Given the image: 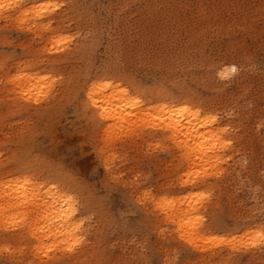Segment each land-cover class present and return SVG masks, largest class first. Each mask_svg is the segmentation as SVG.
I'll use <instances>...</instances> for the list:
<instances>
[{
  "label": "rangeland",
  "instance_id": "374dc122",
  "mask_svg": "<svg viewBox=\"0 0 264 264\" xmlns=\"http://www.w3.org/2000/svg\"><path fill=\"white\" fill-rule=\"evenodd\" d=\"M15 1L0 2V188L37 187L26 217L8 215L28 220L20 244L0 228V264H74L58 259L78 252L76 264H264V0H17L19 13ZM106 79L143 100L138 112L182 90L213 108L229 144L208 187L183 184L196 169L178 164L152 114L94 118L88 92H110ZM48 194L76 209L75 236L46 230ZM186 194L211 201L191 215L207 229L195 248L163 211Z\"/></svg>",
  "mask_w": 264,
  "mask_h": 264
},
{
  "label": "bare ground",
  "instance_id": "6f19581e",
  "mask_svg": "<svg viewBox=\"0 0 264 264\" xmlns=\"http://www.w3.org/2000/svg\"><path fill=\"white\" fill-rule=\"evenodd\" d=\"M4 1V0H3ZM7 1V0H6ZM1 2V0H0ZM17 2L16 5L14 4V10L17 11L16 9H20L19 4L21 3L20 1L18 2L17 0L15 1ZM5 4V3H3ZM8 5H10L8 3ZM22 5V4H21ZM6 6V5H5ZM1 7V6H0ZM2 8V7H1ZM41 9V8H40ZM39 10V9H37ZM21 12V10H20ZM35 12V11H34ZM38 12V11H37ZM43 12V11H41ZM17 13H19V10L17 11ZM22 13V12H21ZM24 13V11H23ZM44 13V12H43ZM35 14V13H34ZM8 15V13H7ZM27 15V14H26ZM39 15V13H38ZM43 14L40 13L39 16H42ZM9 16V15H8ZM26 17V16H25ZM60 58V56H59ZM60 61V60H59ZM234 67H232L231 69L227 68H222L221 72H219L218 75L220 76H225L228 73H230V71H232ZM215 77V76H214ZM23 79V78H22ZM107 80V79H106ZM27 81V80H26ZM40 81V80H39ZM25 82V80H24ZM101 82V81H100ZM242 82V81H241ZM40 83V82H39ZM103 86L101 83H98L100 86H102L103 88L101 89H106L108 88L110 90V92L108 91V93L105 91V95H103V92H101V94L99 95L96 94L95 92H99V88L98 85L95 86L93 85L92 88L90 89V91L88 92V98H89V102H88V109H91V112L93 113L92 115L94 116V118H96L98 121H100L101 123L104 124V122H106L109 119H115L116 117H122V119L124 118L125 123L130 122V117H134V119L137 116H129L127 115L126 119L125 115L127 114V112L130 113L129 114H133V112L135 111L134 109H136L137 111V107L140 106L141 102L143 100H138L137 97L132 95V92L130 91V89L128 87H123L122 84H114V81L112 80H107L106 82H102ZM172 83V82H171ZM42 85V84H40ZM39 85V87H40ZM31 88V87H30ZM97 88V90H96ZM174 88V87H173ZM100 89V90H101ZM175 89V88H174ZM180 89V87L178 88ZM182 89V88H181ZM50 90V89H49ZM163 90V88H162ZM173 90V89H172ZM176 90V89H175ZM25 91V90H24ZM102 91V90H101ZM183 91V90H182ZM182 91H171L170 92V97L169 99H163V98H157L156 99V106L157 108H155L153 106V108H147L149 110H146L148 113L152 114L153 117L148 116L151 118L148 120L149 123L151 124V128H154L158 131V133L163 136L162 138L164 139H168L169 142L171 143V148L173 150L174 155L176 156V161L178 162V164L183 163V169L188 166H191L194 170L196 169L195 175L192 177L191 175L188 177V179L184 180L183 178L181 180H184L183 184L188 183L190 180H197L198 178L202 177L203 180H201L204 183V186H202L203 188H206L207 186V180L205 181L204 179L212 177L211 175L209 176V173L213 172L215 170V168L217 167L218 163L222 160V156L220 154V151H222L225 147L228 146V142H226L225 137L223 136L227 130H229V128L227 129L226 124L224 123V120H221V117H219V115L216 116V114L214 112H212L211 110H208L210 108L206 109V107H204V105H202L199 101H194L192 100V98L190 99V92L187 94H182ZM161 92V91H159ZM164 92V91H162ZM182 92V93H180ZM186 92V91H184ZM28 93V92H26ZM34 93V92H32ZM157 93V92H155ZM168 93V92H167ZM35 94V93H34ZM37 94V93H36ZM163 94V93H161ZM258 95V94H257ZM159 97V95H156V97ZM192 96V94H191ZM194 96V95H193ZM221 96V95H220ZM195 97V96H194ZM196 99V98H195ZM198 99V98H197ZM200 99V98H199ZM198 99V100H199ZM257 101V100H256ZM202 102V101H201ZM207 103V102H206ZM143 104V103H142ZM100 105L102 106V108L100 107ZM144 105V104H143ZM214 105V104H213ZM258 106V103L256 104ZM255 105V106H256ZM216 106V104H215ZM243 106V105H241ZM240 106V107H241ZM263 106V105H262ZM100 107V108H99ZM136 107V108H135ZM144 107V106H143ZM148 107V105H147ZM140 108V107H139ZM215 108V107H214ZM155 109V110H154ZM157 109V110H156ZM240 109V108H239ZM243 109V108H242ZM255 109V107H254ZM111 110V111H110ZM139 110V109H138ZM222 110V109H221ZM133 111V112H132ZM135 111V112H136ZM142 111H145V109H143ZM141 110L138 112H134L135 115H139L140 117L136 118V121L134 120V122H139L140 118H144L145 114L148 113H143ZM216 111V108H215ZM143 114H141V113ZM261 115H262V108L260 111ZM126 113V114H125ZM154 113V114H153ZM156 113V114H155ZM133 114V115H134ZM124 115V116H123ZM142 115V116H141ZM149 115V114H148ZM157 117H156V116ZM255 115H258L255 114ZM154 116L156 118L159 119V121L154 120ZM222 116V115H221ZM147 117V116H146ZM242 117V115H241ZM95 119V120H96ZM121 119V120H122ZM138 119V120H137ZM145 119V118H144ZM220 119V120H219ZM118 120V119H117ZM143 119H141L142 121ZM146 120V119H145ZM146 120V121H147ZM97 121V122H98ZM123 121V120H122ZM121 121L122 125H125L123 122ZM144 121V120H143ZM98 122V123H100ZM116 122V121H115ZM114 122V124H115ZM119 122V120H118ZM133 122V121H132ZM113 123V122H112ZM146 123V122H145ZM107 124V123H106ZM110 124V123H109ZM113 124V125H114ZM134 124V123H133ZM143 124V122H142ZM111 126H107V127H111V129L116 128V126L113 127L112 124H110ZM131 125V124H129ZM138 125V124H137ZM140 125V124H139ZM133 126V125H131ZM144 126V125H143ZM137 127V126H136ZM125 128V127H124ZM131 128V127H130ZM133 128V127H132ZM135 128V127H134ZM231 128V127H230ZM108 129V128H107ZM112 129V130H113ZM122 129V128H121ZM120 129V130H121ZM129 130V128H127ZM126 129V130H127ZM117 130V129H114ZM123 130V129H122ZM121 130V133H122ZM110 130H108L109 132ZM156 131V132H157ZM115 132V131H114ZM126 132V131H125ZM124 132V133H125ZM155 132V131H154ZM228 132V131H227ZM117 133V132H116ZM111 134V131L110 133ZM113 134V132H112ZM111 134V135H112ZM114 135V134H113ZM252 135V134H251ZM257 136V135H256ZM255 136V137H256ZM113 137V136H112ZM229 141V140H228ZM231 144V143H230ZM244 144V143H243ZM251 144V143H250ZM257 147L260 145H256ZM238 147H240L238 145ZM261 150H264L263 148ZM251 149V148H250ZM258 148H256L255 150H257ZM225 150V149H224ZM232 150V149H231ZM248 151V150H247ZM259 149L258 152L260 153ZM171 152V151H170ZM226 152V151H225ZM230 152V151H229ZM233 152V151H232ZM252 153V152H251ZM262 153V152H261ZM224 154V153H222ZM229 154V153H228ZM231 154V153H230ZM172 155V154H171ZM254 155V154H252ZM263 155V154H262ZM255 156V155H254ZM230 157V156H229ZM172 158V157H171ZM226 158V157H225ZM225 158L223 162H225ZM227 159V158H226ZM260 159V158H259ZM239 160V159H238ZM172 161V160H171ZM181 161V162H180ZM235 161V160H234ZM241 161V160H240ZM264 161V160H263ZM242 162V161H241ZM173 163V161H172ZM240 163V162H239ZM174 164V163H173ZM187 165V166H186ZM220 165V163H219ZM236 165H237V161H236ZM243 165V164H242ZM185 166V167H184ZM240 166V164H239ZM175 167V166H173ZM178 167V166H177ZM190 167V168H191ZM221 167V165H220ZM224 167V166H223ZM185 168V169H186ZM190 168L187 170H190ZM191 168V169H192ZM225 168V167H224ZM237 168V167H236ZM226 169V168H225ZM177 170V169H176ZM216 170H218V168H216ZM220 170V169H219ZM236 170V169H235ZM183 171V170H182ZM225 171V170H224ZM232 171H233V167H232ZM175 172V171H174ZM190 172V171H188ZM215 172V171H214ZM222 172V171H221ZM178 173V171H177ZM186 173V170L184 172V174ZM190 173V174H192ZM217 173H219L217 171ZM216 173V175H217ZM229 173V172H228ZM189 174V173H188ZM187 174V175H188ZM213 174V173H212ZM236 174H237V170H236ZM26 174H23V177H28L25 176ZM209 177H206V176ZM214 176V174H213ZM20 177V176H19ZM182 177V176H181ZM201 178V179H202ZM18 179V178H17ZM23 179V178H22ZM21 179V181H23ZM236 179V178H235ZM199 180V179H198ZM209 180V179H208ZM232 180V179H231ZM234 180V179H233ZM28 181V180H27ZM16 182V181H15ZM191 182V181H190ZM189 182V183H190ZM196 182V181H194ZM29 183V182H28ZM32 183V182H31ZM28 184V185H32V184ZM36 184V182H33ZM197 183H199L197 181ZM209 183V182H208ZM226 183V182H225ZM14 184V183H12ZM19 184V183H18ZM17 187H11V183L8 185L1 186L0 189H2V191H0V228L1 230H8V228H15V234H11L10 235V239H14L16 240V244H18L20 241L24 238V234H28V220L27 219H21L19 222H11L12 220L10 218H12L13 216L15 217V215L18 214L19 210L22 209L23 207L26 210V207L29 206L30 202L28 203V198L31 196H27V194H29L28 189H26L28 187L27 183H25L27 185L26 188H24V186H18ZM194 183H191V186ZM37 185L31 186L34 187ZM190 186V188H191ZM197 186V185H196ZM29 189H32V188ZM39 187V186H38ZM208 187V186H207ZM210 187V186H209ZM14 188V189H12ZM188 188V187H187ZM199 188V187H198ZM34 189V188H33ZM32 189V192H33ZM194 191L196 188H194ZM200 190L197 189L196 192ZM193 191V190H192ZM203 191V189H202ZM200 191V192H202ZM28 192V193H27ZM31 192V191H30ZM176 192V190L174 191ZM39 193V192H38ZM62 193V192H61ZM188 193V192H187ZM204 193V192H203ZM33 194L35 195V193L33 192ZM45 194V193H44ZM52 194V193H51ZM51 194H48L49 198L52 197L51 199H53L50 203V205L52 206L51 209L47 208L52 211V213H54L53 217H49V214H47V217L44 216L47 221H46V230H50L52 232V234L55 235H62V234H71V235H76V231L79 227V223L76 222L75 220V216H76V209L73 207H69L67 203H65L60 197L55 196V194L52 196ZM59 194V193H58ZM63 194V193H62ZM200 194V193H199ZM205 194V193H204ZM42 195V194H40ZM47 195V193L45 194V196ZM51 195V196H50ZM203 195V194H202ZM206 195V194H205ZM66 196V195H63ZM184 196V195H183ZM194 196L197 197V195H193V194H189L186 196H184L182 198V200H178V202H165V199L163 200L165 203H163V211L165 212L164 215L165 217L168 216L169 219L171 220H177L176 222H171V223H175V227H173V231L174 233H177L181 238L188 240V242L190 244L194 245V248L199 245L198 242H200V240L202 239V237H204V235L206 234L205 232H207V229H204L203 227L198 228V224H200L201 222L198 220L197 222H195V219L193 218L194 216H191L192 214L194 215L195 212H197V210L203 205L204 207H210L211 205V201L209 200V202L207 201V199H203L201 198H197L194 199ZM207 196V195H206ZM33 197V196H32ZM31 197V198H32ZM47 197V196H46ZM30 198V201L32 203V200ZM43 198V197H42ZM33 199V198H32ZM49 199V201L51 200ZM69 199V198H68ZM174 199V198H173ZM19 200V201H18ZM34 200V199H33ZM191 203H189L188 201ZM35 201V200H34ZM42 201V200H41ZM48 201V202H49ZM71 201V200H70ZM45 202V201H44ZM63 202V203H61ZM35 203V202H34ZM41 203V202H40ZM186 203L187 206L185 205ZM33 204V203H32ZM42 204V203H41ZM47 204V202H46ZM49 204V203H48ZM31 205V204H30ZM70 205V203H69ZM75 205V204H74ZM37 206V205H36ZM22 207V208H21ZM42 207V206H41ZM30 208V206H29ZM29 208H27V211H24L23 214L21 215L20 213L18 215L23 217H26L28 214V210ZM33 208V207H32ZM36 209V208H35ZM46 209V208H45ZM18 210V212H17ZM43 210V209H41ZM203 210H206L203 208ZM202 210V211H203ZM14 211V212H12ZM35 212V211H34ZM43 212V211H42ZM47 213V212H46ZM208 213V212H207ZM11 214V215H10ZM36 214V213H35ZM50 214V215H51ZM200 214V213H199ZM5 216L7 218V220L3 217ZM10 215V218H8ZM46 215V214H45ZM167 215V216H166ZM198 216V214H195ZM204 215V214H203ZM19 216V217H20ZM37 216V215H36ZM13 217V218H14ZM30 217V216H29ZM203 217V216H202ZM28 218V217H27ZM35 218V217H34ZM166 218V219H168ZM9 219V220H8ZM164 219V218H163ZM162 219V220H163ZM201 219V218H200ZM11 220V221H10ZM42 220V219H41ZM75 220V221H74ZM161 219H159L160 221ZM202 220V219H201ZM32 222V220H31ZM161 222V221H160ZM159 222V223H160ZM34 223V221L32 222V224ZM36 223H38L36 221ZM260 223V222H259ZM262 223V222H261ZM40 224V223H39ZM43 225V223H41ZM34 225V224H33ZM31 225V226H33ZM41 225V226H42ZM160 225V224H159ZM203 225V224H202ZM35 226V225H34ZM40 226V225H38ZM174 226V225H173ZM44 227V225L42 226ZM166 227V226H165ZM9 228V229H10ZM35 228V227H34ZM33 228V229H34ZM41 228V227H40ZM159 228V227H158ZM32 229V228H30ZM39 229V228H38ZM12 230V229H11ZM80 231V230H79ZM41 232V231H40ZM46 232V231H44ZM78 232V231H77ZM10 233V231L8 232ZM14 233V232H13ZM41 234V233H40ZM45 234V233H44ZM68 234V235H69ZM6 235V234H5ZM39 235V234H38ZM67 235V236H68ZM69 235V236H71ZM74 235V236H75ZM174 235V234H173ZM45 237V235H43ZM65 236V235H64ZM63 236V237H64ZM66 236V237H67ZM172 236V234H171ZM1 237V236H0ZM36 237V236H35ZM41 237V236H39ZM46 238V237H45ZM44 238V240H45ZM59 238V237H58ZM61 238V237H60ZM72 238V237H71ZM172 238V237H171ZM3 239V238H1ZM63 239V238H62ZM74 239V238H73ZM179 239V238H178ZM4 240V239H3ZM47 240V239H46ZM77 240V239H76ZM13 241V240H12ZM10 241V242H12ZM41 241V240H40ZM70 241V240H69ZM68 241V242H69ZM73 241V240H72ZM67 242V243H68ZM13 243V242H12ZM52 243V241H51ZM15 244V243H14ZM20 244V243H19ZM21 244H25V243H21ZM28 244V243H27ZM26 245V244H25ZM192 245V246H193ZM196 245V246H195ZM52 246V245H51ZM58 246V245H57ZM191 246V247H192ZM53 247V246H52ZM61 247V246H60ZM262 252L261 251H253V254L251 255L252 257L257 258V256H261ZM81 253H77L71 256H67V257H61L58 260L61 261V263L63 262H67V263H74L76 264L79 260L82 259V257H80ZM258 259V258H257ZM58 262V261H57Z\"/></svg>",
  "mask_w": 264,
  "mask_h": 264
},
{
  "label": "snow or ice",
  "instance_id": "6c2138e0",
  "mask_svg": "<svg viewBox=\"0 0 264 264\" xmlns=\"http://www.w3.org/2000/svg\"><path fill=\"white\" fill-rule=\"evenodd\" d=\"M232 70L235 71L234 68H233ZM256 236L259 238L260 242H261L262 244H264V230H262V231H260V232H257V233H256ZM248 243H249V244H252V243H254V241H253V240H249Z\"/></svg>",
  "mask_w": 264,
  "mask_h": 264
}]
</instances>
